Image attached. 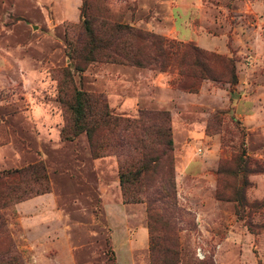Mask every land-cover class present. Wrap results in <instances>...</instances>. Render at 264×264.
<instances>
[{
  "label": "rangeland",
  "instance_id": "obj_1",
  "mask_svg": "<svg viewBox=\"0 0 264 264\" xmlns=\"http://www.w3.org/2000/svg\"><path fill=\"white\" fill-rule=\"evenodd\" d=\"M80 5L0 0V172L41 161L49 182L47 192L0 209L23 264H149V204L174 229L179 264H264V208L252 216L263 228L250 233L232 202L214 197L219 160L242 144L263 168L248 175L246 198L264 200V0H87L98 19L190 43L234 66L233 91L210 79L196 92L183 91L174 66L158 71L93 61L72 71L74 84L102 93L115 114L169 113L171 196H159L155 182L134 203L121 200L115 155L92 158L83 133L58 136L56 81L61 68L71 69L67 51ZM184 28L207 48L171 37Z\"/></svg>",
  "mask_w": 264,
  "mask_h": 264
},
{
  "label": "trees",
  "instance_id": "obj_2",
  "mask_svg": "<svg viewBox=\"0 0 264 264\" xmlns=\"http://www.w3.org/2000/svg\"><path fill=\"white\" fill-rule=\"evenodd\" d=\"M78 23V31L67 51L71 69L61 68L56 81L57 100L63 115L59 138L70 140L83 133L92 158L115 155L123 203L144 201L148 188L155 182L159 196L161 192L169 198L174 181L168 111L139 109L136 117L115 114L102 93L78 88L72 71L80 73L93 61L158 71L174 66L177 87L196 92L203 79L226 82L231 88L237 81L233 62L190 43L167 39L125 23L98 19L87 11V0H81ZM205 132L210 130L206 127ZM260 171L263 168L245 155L242 144L239 150L221 158L214 171V197L232 202L235 218L243 221L250 233L263 228L253 223L252 216L264 208V200L248 201L245 195L250 183L248 175ZM48 190L49 182L41 161L5 169L0 172V209ZM149 206V264H179L174 229ZM155 221L161 226L157 228ZM0 264H23L13 249L1 214Z\"/></svg>",
  "mask_w": 264,
  "mask_h": 264
},
{
  "label": "crops",
  "instance_id": "obj_3",
  "mask_svg": "<svg viewBox=\"0 0 264 264\" xmlns=\"http://www.w3.org/2000/svg\"><path fill=\"white\" fill-rule=\"evenodd\" d=\"M171 31L172 30H170L169 32H171ZM171 37H174L176 39H179L182 42H189V41L195 40L196 43L199 46H202V47L207 48V45H204V43H202L201 40H199V42H198V38H194L193 37V30L192 29H189V28H184V31H182L181 34H179V33H176L175 34V31H174V34H171ZM207 41H208V39H207Z\"/></svg>",
  "mask_w": 264,
  "mask_h": 264
}]
</instances>
